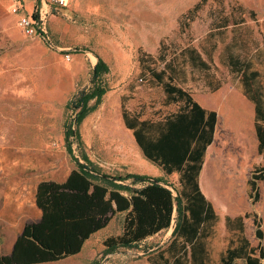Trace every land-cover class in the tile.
Here are the masks:
<instances>
[{
	"label": "rangeland",
	"instance_id": "374dc122",
	"mask_svg": "<svg viewBox=\"0 0 264 264\" xmlns=\"http://www.w3.org/2000/svg\"><path fill=\"white\" fill-rule=\"evenodd\" d=\"M197 4L199 9L190 14ZM42 7L40 0H0V148L18 151L24 157L19 161L30 156L31 164L50 163L59 169V177L75 168L65 144V122L75 116L68 105L94 87V65L101 58L109 68L100 78L106 93L99 103L96 98L89 101L92 109L77 126L80 135L73 137L75 155L82 163L87 156L95 172L111 177L139 173L178 186L179 173L167 174L145 158L123 120L122 106L152 121L180 111L183 103L168 97L152 69L161 71L175 53L196 46L212 64L210 71L188 68L186 77L173 83L218 113L199 179L219 215L209 245L211 263L220 264L233 244L227 215H247L244 234L251 246L261 243L264 248V181H257L260 197L255 201L248 185L255 166L264 165L257 149L254 104L221 59L235 32L244 39L243 52L264 43V0H67L59 11L43 8L46 37L26 33L24 19ZM223 24L224 30L217 31ZM218 83L221 86L213 91ZM235 111L244 117L237 121ZM115 181L130 184L131 179ZM254 215L261 221L262 239L255 233ZM124 219L125 212L116 213L92 235L85 251H106V238L123 232ZM174 226L175 218L168 229L132 248L116 250L159 253L170 243ZM245 262L238 258L233 264ZM94 263L100 264V259Z\"/></svg>",
	"mask_w": 264,
	"mask_h": 264
},
{
	"label": "trees",
	"instance_id": "16d2710c",
	"mask_svg": "<svg viewBox=\"0 0 264 264\" xmlns=\"http://www.w3.org/2000/svg\"><path fill=\"white\" fill-rule=\"evenodd\" d=\"M199 7L197 4L190 14ZM224 27L223 24L216 28L221 31ZM244 45V39L235 32L232 41L223 49L221 59L237 78L238 88L254 104L257 149L264 161V43L258 44L251 53L243 52ZM211 65L196 46H187L175 53L161 71L152 69L168 97L183 103L180 111L164 120L140 119L122 106L123 120L132 130L145 158L167 174L179 173V185L176 186L160 176L139 173L111 177L95 172L87 156L83 157L85 163H82L75 155L73 137L80 135L77 126L92 109L89 101L96 98L99 103L106 93L100 78L109 68L98 58L92 78L94 87L80 93L68 105L75 109V116L68 117L65 122V144L76 167L64 182L43 180L38 184L36 204L42 211L41 218L25 224L12 253H0V264L47 263L77 255L84 242L120 212H125L123 232L106 238L107 252L120 246L132 248L171 227L175 218L170 243L156 253L161 264H212L209 245L219 215L202 190L199 179L206 149L214 139L218 113L205 108L195 101L190 91L173 83L181 76L186 77L188 68L209 72ZM220 86L218 83L211 88L215 91ZM127 179H131L130 184L115 181ZM257 181H264V165L255 166L248 181L249 194L254 201L260 197ZM244 217L225 216L227 230L234 231L233 244L222 254L220 264H233L238 258L245 259V264H264L263 245L251 246L244 234ZM254 222L257 238L262 239L261 221L257 215H254ZM153 263L158 264V261Z\"/></svg>",
	"mask_w": 264,
	"mask_h": 264
},
{
	"label": "crops",
	"instance_id": "0c3cea01",
	"mask_svg": "<svg viewBox=\"0 0 264 264\" xmlns=\"http://www.w3.org/2000/svg\"><path fill=\"white\" fill-rule=\"evenodd\" d=\"M21 156L14 149L0 148V253L10 254L13 246L22 233L26 223L38 221L42 211L36 204L38 184L43 181L64 182L71 170L59 177V169L50 163L31 164L30 156L24 160H17ZM24 158V157H23ZM205 193V192H204ZM207 197V196H206ZM208 198V197H207ZM92 236L84 242L79 254L52 262L36 264H94L100 259V264H154L158 261L157 254H142L126 251L93 252L85 251L86 244Z\"/></svg>",
	"mask_w": 264,
	"mask_h": 264
},
{
	"label": "built area",
	"instance_id": "2783aa9c",
	"mask_svg": "<svg viewBox=\"0 0 264 264\" xmlns=\"http://www.w3.org/2000/svg\"><path fill=\"white\" fill-rule=\"evenodd\" d=\"M42 4L41 10L38 12L36 11V14L38 17H35V13L32 17H28L27 19H24L23 21V28L26 33L32 34V33H40L41 35L45 36L46 28H47V19H46V12H44L45 6H50L51 9L58 10L63 9L67 5V0H40ZM46 39H50L49 36Z\"/></svg>",
	"mask_w": 264,
	"mask_h": 264
},
{
	"label": "bare ground",
	"instance_id": "6f19581e",
	"mask_svg": "<svg viewBox=\"0 0 264 264\" xmlns=\"http://www.w3.org/2000/svg\"><path fill=\"white\" fill-rule=\"evenodd\" d=\"M237 110H238V109H237ZM239 111H240V110H239ZM233 113H237V112L235 111V112H233ZM243 115H244L243 112H241L240 114L237 113V117L235 118V117L233 116V118H234V119H237V121H239V120H240V117L243 116ZM243 117H244V116H243Z\"/></svg>",
	"mask_w": 264,
	"mask_h": 264
}]
</instances>
